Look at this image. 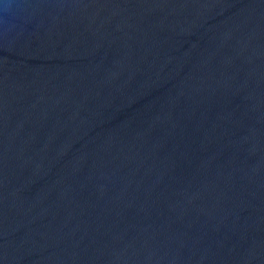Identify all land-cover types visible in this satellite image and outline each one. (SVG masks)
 <instances>
[{
	"label": "water",
	"instance_id": "obj_1",
	"mask_svg": "<svg viewBox=\"0 0 264 264\" xmlns=\"http://www.w3.org/2000/svg\"><path fill=\"white\" fill-rule=\"evenodd\" d=\"M0 0V264H264V0Z\"/></svg>",
	"mask_w": 264,
	"mask_h": 264
},
{
	"label": "clouds",
	"instance_id": "obj_2",
	"mask_svg": "<svg viewBox=\"0 0 264 264\" xmlns=\"http://www.w3.org/2000/svg\"><path fill=\"white\" fill-rule=\"evenodd\" d=\"M10 5H9V3H8V0H5V3H4V8L6 9V8H8Z\"/></svg>",
	"mask_w": 264,
	"mask_h": 264
}]
</instances>
